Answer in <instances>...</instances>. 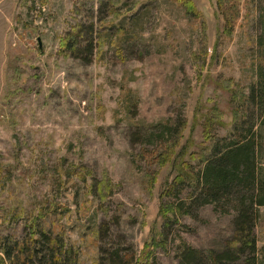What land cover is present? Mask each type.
Listing matches in <instances>:
<instances>
[{
	"label": "rangeland",
	"instance_id": "374dc122",
	"mask_svg": "<svg viewBox=\"0 0 264 264\" xmlns=\"http://www.w3.org/2000/svg\"><path fill=\"white\" fill-rule=\"evenodd\" d=\"M232 1L228 35L218 0H193L198 18L177 0H0V240L48 227L79 264H108L117 249L141 264L146 241L171 229L155 264H183V243L228 247L234 214L213 205L166 228L173 200L161 193L175 173L145 150L167 120L183 122L181 146L199 152L206 117L222 113L219 137L243 117L241 93L264 70V0ZM90 39L92 55L66 48ZM255 237L262 252L264 206Z\"/></svg>",
	"mask_w": 264,
	"mask_h": 264
},
{
	"label": "trees",
	"instance_id": "16d2710c",
	"mask_svg": "<svg viewBox=\"0 0 264 264\" xmlns=\"http://www.w3.org/2000/svg\"><path fill=\"white\" fill-rule=\"evenodd\" d=\"M177 2L188 15L195 18L201 15L193 0ZM218 8L224 15V30L231 35L239 18L237 6L232 0H218ZM66 48L92 55L94 41L90 39L85 48L78 42ZM259 76L248 94L241 93L246 101L241 111L243 117L239 119V114H235L233 130L228 136L216 134L215 115L205 118L201 151L189 152L186 145L181 146L183 122L180 121L167 120L150 135L153 147L145 150L150 159L170 165L175 173L172 179L168 178L161 193V199L173 200L161 208L166 228L180 224L184 216L198 219L199 211L207 205H213L222 214H234L235 236L224 251L212 250L207 255L183 243V264H260L263 261L264 249L261 252L257 247L255 230L260 208L264 206V70ZM232 94L235 98L238 93L233 90ZM217 116L220 118L222 113ZM180 226L182 230L190 228ZM171 230L153 234L146 241L141 264H155L151 261L155 257L153 248L167 242ZM31 232L30 239L24 241L0 240V253L4 256H0V264H79V249L59 232L37 226L31 227ZM108 253V264H130L129 259L121 256V250ZM105 254L107 250L102 251L101 261ZM261 254L263 258L260 259Z\"/></svg>",
	"mask_w": 264,
	"mask_h": 264
}]
</instances>
